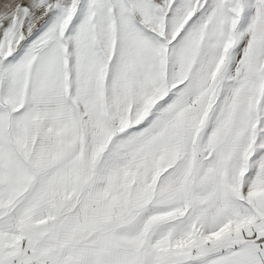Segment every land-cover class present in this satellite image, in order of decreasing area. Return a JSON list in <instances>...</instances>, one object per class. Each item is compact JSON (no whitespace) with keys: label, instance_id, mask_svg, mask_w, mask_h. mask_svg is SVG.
<instances>
[{"label":"snow or ice","instance_id":"obj_1","mask_svg":"<svg viewBox=\"0 0 264 264\" xmlns=\"http://www.w3.org/2000/svg\"><path fill=\"white\" fill-rule=\"evenodd\" d=\"M0 264H264V0H0Z\"/></svg>","mask_w":264,"mask_h":264}]
</instances>
